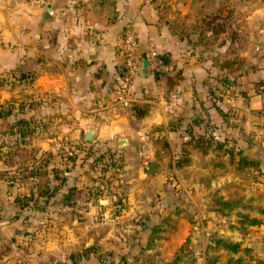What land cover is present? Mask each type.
Segmentation results:
<instances>
[{
  "label": "rangeland",
  "instance_id": "1",
  "mask_svg": "<svg viewBox=\"0 0 264 264\" xmlns=\"http://www.w3.org/2000/svg\"><path fill=\"white\" fill-rule=\"evenodd\" d=\"M153 2L170 28L197 26L200 88L190 91L189 58L158 55L128 105L112 106L116 126L90 139L29 115L27 58H13L11 33L0 39V264H29L23 254L44 241L48 264H264L263 235L242 236L264 218V125L244 88L264 44L221 46L219 30L235 39V9L264 0Z\"/></svg>",
  "mask_w": 264,
  "mask_h": 264
},
{
  "label": "crops",
  "instance_id": "2",
  "mask_svg": "<svg viewBox=\"0 0 264 264\" xmlns=\"http://www.w3.org/2000/svg\"><path fill=\"white\" fill-rule=\"evenodd\" d=\"M5 1L14 4L10 6ZM5 1L0 0V39L11 33L13 58H27L29 115L39 117L44 126H51L59 120L60 127L70 125L73 128L71 135L92 128L93 136L100 134L101 127L116 126L117 119L111 109L115 106L111 101V90L121 60L115 40L126 23L133 26L136 34L139 67L144 57L149 59L148 69L153 58L160 55L163 58H189L190 91L200 88L201 63L195 58H207V49L200 52V39L193 32L197 26L187 35L180 22L170 28L159 17L153 0H45L42 5L33 3L28 6L20 5V0ZM208 4L211 7H206V11H212V1ZM263 11L259 4L245 10L243 6L237 7V22H231L232 30L237 32L235 39L226 35L230 28L222 24L219 28L222 31L220 45L228 47L230 41L238 45L243 36L247 38L248 46L258 48L264 44V25L259 20ZM6 20L8 27L5 28ZM211 31L210 25H204V42ZM0 50L3 51L1 45ZM144 79V76H135L131 86L134 95ZM245 79L249 82L244 86L250 93L248 108L256 113L252 116L253 122L256 127L264 125V83L252 86L250 83L264 82V64L248 72ZM179 83L184 84L181 79ZM185 106L177 108L181 111ZM53 111L56 112L54 116ZM66 118H71L72 122H67ZM3 201L1 196V202L5 204ZM8 233L5 228L0 229V239L6 240ZM261 234L264 237V218L249 223L242 236L245 240L250 235L253 238ZM39 251H33L30 246L23 255L29 264H48L57 257L53 255L49 241H44V247L40 246ZM22 252L19 258H22Z\"/></svg>",
  "mask_w": 264,
  "mask_h": 264
},
{
  "label": "built area",
  "instance_id": "3",
  "mask_svg": "<svg viewBox=\"0 0 264 264\" xmlns=\"http://www.w3.org/2000/svg\"><path fill=\"white\" fill-rule=\"evenodd\" d=\"M30 1L34 3L45 2V0ZM115 45L121 65L111 90V101L116 106L124 107L132 100V81L139 70L136 34L130 23L122 26L116 35ZM57 144L65 150L67 149V145L63 141H58Z\"/></svg>",
  "mask_w": 264,
  "mask_h": 264
},
{
  "label": "water",
  "instance_id": "4",
  "mask_svg": "<svg viewBox=\"0 0 264 264\" xmlns=\"http://www.w3.org/2000/svg\"><path fill=\"white\" fill-rule=\"evenodd\" d=\"M148 62H149L148 58H146V57L141 58V64H140V67L138 70V74L145 75L148 73V68H147ZM93 133H94V130L92 128H85V129H83V133H82L83 138L84 139H90L93 136ZM116 143H117V145H122V144L126 143V139L125 138H118L116 140Z\"/></svg>",
  "mask_w": 264,
  "mask_h": 264
},
{
  "label": "trees",
  "instance_id": "5",
  "mask_svg": "<svg viewBox=\"0 0 264 264\" xmlns=\"http://www.w3.org/2000/svg\"><path fill=\"white\" fill-rule=\"evenodd\" d=\"M243 159V158H242ZM244 161L246 162L247 160L244 159ZM250 163H254V162H251V161H248ZM256 220H251V222H255Z\"/></svg>",
  "mask_w": 264,
  "mask_h": 264
}]
</instances>
